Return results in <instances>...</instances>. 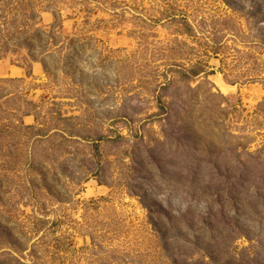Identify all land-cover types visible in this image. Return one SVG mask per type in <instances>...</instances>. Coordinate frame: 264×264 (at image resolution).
Instances as JSON below:
<instances>
[{"label":"rangeland","instance_id":"rangeland-1","mask_svg":"<svg viewBox=\"0 0 264 264\" xmlns=\"http://www.w3.org/2000/svg\"><path fill=\"white\" fill-rule=\"evenodd\" d=\"M0 264H264V0H0Z\"/></svg>","mask_w":264,"mask_h":264}]
</instances>
